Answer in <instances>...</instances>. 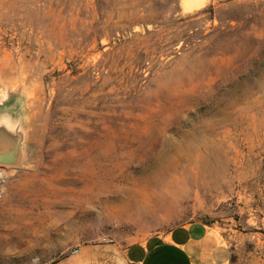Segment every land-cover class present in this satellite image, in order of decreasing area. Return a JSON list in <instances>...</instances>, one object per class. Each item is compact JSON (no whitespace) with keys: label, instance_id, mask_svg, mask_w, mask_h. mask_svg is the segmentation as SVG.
<instances>
[{"label":"rangeland","instance_id":"1","mask_svg":"<svg viewBox=\"0 0 264 264\" xmlns=\"http://www.w3.org/2000/svg\"><path fill=\"white\" fill-rule=\"evenodd\" d=\"M3 120L0 263L202 220L264 264V0H0Z\"/></svg>","mask_w":264,"mask_h":264},{"label":"crops","instance_id":"2","mask_svg":"<svg viewBox=\"0 0 264 264\" xmlns=\"http://www.w3.org/2000/svg\"><path fill=\"white\" fill-rule=\"evenodd\" d=\"M55 259L17 264H231L232 250L215 224L193 220L128 243L85 242ZM3 264V263H0ZM10 264V263H6ZM14 264V263H12Z\"/></svg>","mask_w":264,"mask_h":264},{"label":"water","instance_id":"3","mask_svg":"<svg viewBox=\"0 0 264 264\" xmlns=\"http://www.w3.org/2000/svg\"><path fill=\"white\" fill-rule=\"evenodd\" d=\"M23 156L24 132L17 125L13 126L8 121H0V164H20Z\"/></svg>","mask_w":264,"mask_h":264},{"label":"built area","instance_id":"4","mask_svg":"<svg viewBox=\"0 0 264 264\" xmlns=\"http://www.w3.org/2000/svg\"><path fill=\"white\" fill-rule=\"evenodd\" d=\"M100 241H101L102 243H114L116 240H115L114 237H112V236H110V235H104V236H101ZM78 251H79L78 248H74L72 252H73V253H76V252H78Z\"/></svg>","mask_w":264,"mask_h":264}]
</instances>
